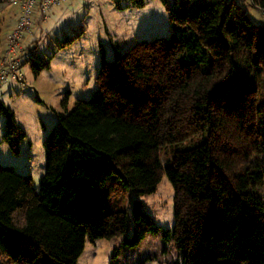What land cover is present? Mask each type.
Masks as SVG:
<instances>
[{
	"label": "trees",
	"instance_id": "1",
	"mask_svg": "<svg viewBox=\"0 0 264 264\" xmlns=\"http://www.w3.org/2000/svg\"><path fill=\"white\" fill-rule=\"evenodd\" d=\"M160 1L171 35L103 59L92 97L71 110L63 100L43 142L39 190L0 165V264H78L87 241L122 237V247L136 248L161 232L182 264H264V27L235 0ZM250 1L264 13V0ZM35 55L26 60L37 78L52 59ZM0 113L19 154L26 133L3 103ZM165 176L172 230L140 200Z\"/></svg>",
	"mask_w": 264,
	"mask_h": 264
},
{
	"label": "rangeland",
	"instance_id": "2",
	"mask_svg": "<svg viewBox=\"0 0 264 264\" xmlns=\"http://www.w3.org/2000/svg\"><path fill=\"white\" fill-rule=\"evenodd\" d=\"M145 1L146 6L137 9L126 8L132 0H61L45 17L39 5L35 6L30 31L24 34L16 54L21 56V63L11 72L9 80L0 83V103L15 114L27 138L19 145V154L13 153L4 138L6 118L0 113V165L12 167L20 175H30L35 189L39 190L46 170L43 142L56 124L57 113L64 112L63 100L67 98V109L71 110L77 100L92 97L103 59L113 61L118 50L126 52L137 42L171 35L172 27L162 2ZM235 1L256 25L264 27V13L250 0ZM12 2L0 0V72L6 68L4 59L9 39L17 25L12 31L11 28L22 10L21 4ZM117 6L125 9L119 10ZM81 34L69 47L59 48L67 38ZM31 52L36 54L34 60L52 59L49 70L37 78L24 58V54ZM174 150L172 146L161 150L164 167ZM260 193L264 194V188ZM120 195V200L124 199L121 205L128 207L129 195L124 192ZM140 200L162 230L173 229L174 190L166 176L155 194ZM121 243L122 237L87 241L78 264H182V255L172 241L165 240L162 232L147 235L136 248H125Z\"/></svg>",
	"mask_w": 264,
	"mask_h": 264
},
{
	"label": "built area",
	"instance_id": "3",
	"mask_svg": "<svg viewBox=\"0 0 264 264\" xmlns=\"http://www.w3.org/2000/svg\"><path fill=\"white\" fill-rule=\"evenodd\" d=\"M61 0H13V3L21 4V15L18 20L16 28L11 33L8 48L6 51L7 58L4 61L6 63V68L0 72V83L9 80L10 74L14 71L17 66L21 63V56L17 57L16 54L20 49V41L24 33L29 32L31 28V16L35 6L39 5L41 11L46 13L52 6L60 3ZM31 55L29 53L24 54L25 59H29ZM8 67V69H7ZM13 77H16L15 75Z\"/></svg>",
	"mask_w": 264,
	"mask_h": 264
},
{
	"label": "crops",
	"instance_id": "4",
	"mask_svg": "<svg viewBox=\"0 0 264 264\" xmlns=\"http://www.w3.org/2000/svg\"><path fill=\"white\" fill-rule=\"evenodd\" d=\"M16 13H18V12H16ZM15 23H16V21H15ZM15 23L13 24V26H12V28H11V31H12L13 27L15 26ZM11 31H10V32H11ZM9 34H10V33H9Z\"/></svg>",
	"mask_w": 264,
	"mask_h": 264
}]
</instances>
